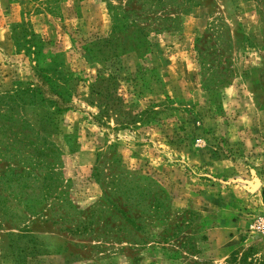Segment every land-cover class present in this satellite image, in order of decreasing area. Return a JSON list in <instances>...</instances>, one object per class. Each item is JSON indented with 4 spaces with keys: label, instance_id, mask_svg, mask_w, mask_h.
<instances>
[{
    "label": "rangeland",
    "instance_id": "1",
    "mask_svg": "<svg viewBox=\"0 0 264 264\" xmlns=\"http://www.w3.org/2000/svg\"><path fill=\"white\" fill-rule=\"evenodd\" d=\"M261 193L264 0H0V264H264Z\"/></svg>",
    "mask_w": 264,
    "mask_h": 264
},
{
    "label": "trees",
    "instance_id": "2",
    "mask_svg": "<svg viewBox=\"0 0 264 264\" xmlns=\"http://www.w3.org/2000/svg\"><path fill=\"white\" fill-rule=\"evenodd\" d=\"M139 1H144V0H139ZM154 1L155 0H153V2ZM130 14H132L134 17H140L139 15L135 14V11H126L122 8H112V15H113V20H114V31L115 30H121V28H122L121 26L124 27V25H123L124 22H127L129 25V23L131 22V18H128V16ZM131 23L135 24L137 22H136V20H134ZM235 256H237L236 253H234V257Z\"/></svg>",
    "mask_w": 264,
    "mask_h": 264
},
{
    "label": "built area",
    "instance_id": "3",
    "mask_svg": "<svg viewBox=\"0 0 264 264\" xmlns=\"http://www.w3.org/2000/svg\"><path fill=\"white\" fill-rule=\"evenodd\" d=\"M256 229L259 233L264 235V219L260 220L257 224H256Z\"/></svg>",
    "mask_w": 264,
    "mask_h": 264
},
{
    "label": "crops",
    "instance_id": "4",
    "mask_svg": "<svg viewBox=\"0 0 264 264\" xmlns=\"http://www.w3.org/2000/svg\"><path fill=\"white\" fill-rule=\"evenodd\" d=\"M263 191V190H262ZM260 202L264 205V195H263V193H261V195H260ZM240 244H242V243H240ZM239 248V247H238ZM238 248H236V249H238Z\"/></svg>",
    "mask_w": 264,
    "mask_h": 264
}]
</instances>
